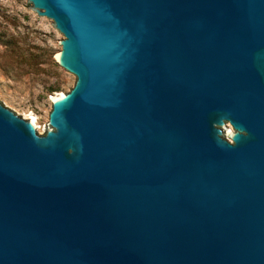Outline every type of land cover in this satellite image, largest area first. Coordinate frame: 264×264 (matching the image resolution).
<instances>
[{"label": "water", "instance_id": "obj_1", "mask_svg": "<svg viewBox=\"0 0 264 264\" xmlns=\"http://www.w3.org/2000/svg\"><path fill=\"white\" fill-rule=\"evenodd\" d=\"M27 5L76 83L0 100V264H264V0Z\"/></svg>", "mask_w": 264, "mask_h": 264}, {"label": "rangeland", "instance_id": "obj_2", "mask_svg": "<svg viewBox=\"0 0 264 264\" xmlns=\"http://www.w3.org/2000/svg\"><path fill=\"white\" fill-rule=\"evenodd\" d=\"M27 2L0 0V100L23 119H35L38 134L44 135L50 98L69 93L76 76L55 63L65 37Z\"/></svg>", "mask_w": 264, "mask_h": 264}, {"label": "bare ground", "instance_id": "obj_3", "mask_svg": "<svg viewBox=\"0 0 264 264\" xmlns=\"http://www.w3.org/2000/svg\"><path fill=\"white\" fill-rule=\"evenodd\" d=\"M61 94V93H60ZM63 94V93H62ZM59 95V94H58ZM52 98H55V96L54 97H52ZM35 120V119H34ZM35 125L37 126V123H36V121H35Z\"/></svg>", "mask_w": 264, "mask_h": 264}]
</instances>
